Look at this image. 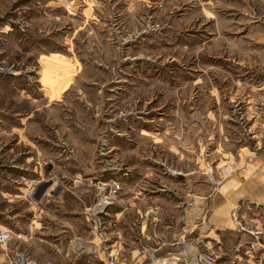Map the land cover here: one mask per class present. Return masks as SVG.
Returning <instances> with one entry per match:
<instances>
[{
  "label": "rangeland",
  "instance_id": "374dc122",
  "mask_svg": "<svg viewBox=\"0 0 264 264\" xmlns=\"http://www.w3.org/2000/svg\"><path fill=\"white\" fill-rule=\"evenodd\" d=\"M198 167L233 227L162 261L264 264V0H0V264H107L122 192Z\"/></svg>",
  "mask_w": 264,
  "mask_h": 264
},
{
  "label": "crops",
  "instance_id": "0c3cea01",
  "mask_svg": "<svg viewBox=\"0 0 264 264\" xmlns=\"http://www.w3.org/2000/svg\"><path fill=\"white\" fill-rule=\"evenodd\" d=\"M199 167L181 172L190 181L187 189L180 187L185 183H177L175 188L162 184L151 189L146 185L122 192L113 211L108 212L114 223L107 231V246L117 248L120 256L133 264L200 256L202 230L205 237L212 238L213 228L233 227L231 215L243 198L237 184L242 186L244 178L237 176L226 183L229 194L220 193L221 200L211 192H201V179L195 177ZM103 258L107 259L106 252L99 256Z\"/></svg>",
  "mask_w": 264,
  "mask_h": 264
},
{
  "label": "built area",
  "instance_id": "2783aa9c",
  "mask_svg": "<svg viewBox=\"0 0 264 264\" xmlns=\"http://www.w3.org/2000/svg\"><path fill=\"white\" fill-rule=\"evenodd\" d=\"M12 238V235L4 229H0V244L6 245ZM20 264H42L38 261L30 259L27 255L22 253L20 255ZM107 264H128L127 260L117 255H110ZM148 264H176L174 261H153Z\"/></svg>",
  "mask_w": 264,
  "mask_h": 264
}]
</instances>
